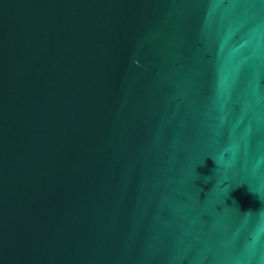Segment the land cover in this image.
Returning a JSON list of instances; mask_svg holds the SVG:
<instances>
[{"label": "water", "instance_id": "obj_1", "mask_svg": "<svg viewBox=\"0 0 264 264\" xmlns=\"http://www.w3.org/2000/svg\"><path fill=\"white\" fill-rule=\"evenodd\" d=\"M0 264H264V0H0Z\"/></svg>", "mask_w": 264, "mask_h": 264}]
</instances>
